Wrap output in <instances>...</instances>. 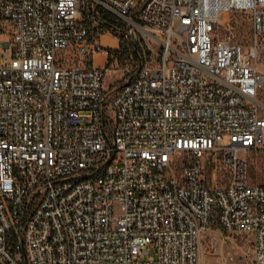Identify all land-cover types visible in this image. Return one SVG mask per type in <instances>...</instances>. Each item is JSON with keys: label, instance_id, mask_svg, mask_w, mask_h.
<instances>
[{"label": "built area", "instance_id": "2783aa9c", "mask_svg": "<svg viewBox=\"0 0 264 264\" xmlns=\"http://www.w3.org/2000/svg\"><path fill=\"white\" fill-rule=\"evenodd\" d=\"M232 12L248 48L219 37ZM101 13L158 46L110 95ZM0 38V264H203L213 228L264 264V187L239 155L264 144V0H0Z\"/></svg>", "mask_w": 264, "mask_h": 264}, {"label": "rangeland", "instance_id": "374dc122", "mask_svg": "<svg viewBox=\"0 0 264 264\" xmlns=\"http://www.w3.org/2000/svg\"><path fill=\"white\" fill-rule=\"evenodd\" d=\"M99 29L102 31V27ZM158 37H163L158 32L148 31ZM105 31H102L104 34ZM110 46L103 47L111 51L113 42L120 41V38L115 33H108ZM219 37H229L232 43L239 44L244 48H248L252 42L251 35V21L246 12H232L230 14H223L218 27ZM4 38H0V41ZM103 41H106L103 39ZM135 44L140 52L143 60L154 61L152 51H157L158 46L150 41L148 38L136 33V37L129 40ZM258 67L260 73L264 77V38L259 40L258 44ZM7 43L0 42V63L7 62ZM119 49V47H118ZM117 49V50H118ZM160 51H162L160 49ZM126 59V58H124ZM71 65L72 61L65 62ZM103 59L101 55L93 58V64L101 66ZM137 65L134 57L131 59L118 61L117 66L112 64L105 67V76L103 80V89L106 94L112 92L125 83L131 76L134 67ZM104 66V65H103ZM258 102L261 105V116L264 118V82L258 91ZM240 157L245 160L248 168L249 182L251 185H258L264 187V144L256 150H247L240 152ZM213 170V168H212ZM211 168L208 173L212 172ZM229 174L220 163L217 168V186H225L228 183ZM151 256L153 253L150 254ZM200 255L203 264H255L253 237L248 233H224L218 229L213 228L210 232L206 233L201 239Z\"/></svg>", "mask_w": 264, "mask_h": 264}, {"label": "trees", "instance_id": "16d2710c", "mask_svg": "<svg viewBox=\"0 0 264 264\" xmlns=\"http://www.w3.org/2000/svg\"><path fill=\"white\" fill-rule=\"evenodd\" d=\"M86 24L90 30H92L93 32L95 31V29L92 28V24L90 22L87 21ZM98 27H102L105 32L115 33L120 38L118 51L112 53L115 59H117L118 61H122L131 59V56L134 57L137 62V65L134 67V69H136L140 62H143V58L136 45L133 43L131 44L130 42L125 40L123 26L120 23L116 22L109 14L101 13L98 21ZM117 32L119 34H117ZM126 44L128 45V47H125ZM113 59L108 57L106 67L110 66L113 63Z\"/></svg>", "mask_w": 264, "mask_h": 264}, {"label": "crops", "instance_id": "0c3cea01", "mask_svg": "<svg viewBox=\"0 0 264 264\" xmlns=\"http://www.w3.org/2000/svg\"><path fill=\"white\" fill-rule=\"evenodd\" d=\"M109 35L110 34H108V32H105L104 34H102L101 35V37H100V42H101V44L102 45H104V46H106V47H108V46H110L109 44H111V43H109V40L108 39H110L109 38ZM103 39H105L106 41H103ZM114 44L112 45L113 47H110L112 50H116V49H118V47H119V43H118V41H115V42H113ZM101 57H102V59H103V63H102V65L101 66H99V65H95V66H98V67H102L103 65H105L106 63H107V59H108V57L106 56V54H101Z\"/></svg>", "mask_w": 264, "mask_h": 264}]
</instances>
